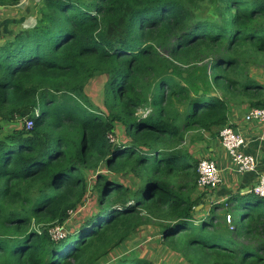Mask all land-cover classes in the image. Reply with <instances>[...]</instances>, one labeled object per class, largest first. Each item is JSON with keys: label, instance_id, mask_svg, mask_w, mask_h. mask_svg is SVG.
<instances>
[{"label": "trees", "instance_id": "obj_1", "mask_svg": "<svg viewBox=\"0 0 264 264\" xmlns=\"http://www.w3.org/2000/svg\"><path fill=\"white\" fill-rule=\"evenodd\" d=\"M37 11L31 28L30 11L0 21V264H153L110 254L154 222L190 264H264V198L209 202L192 150L236 128L242 103L264 108L243 66L264 56V0H43ZM100 76L105 111L86 94ZM89 191L97 212L68 229Z\"/></svg>", "mask_w": 264, "mask_h": 264}, {"label": "rangeland", "instance_id": "obj_2", "mask_svg": "<svg viewBox=\"0 0 264 264\" xmlns=\"http://www.w3.org/2000/svg\"><path fill=\"white\" fill-rule=\"evenodd\" d=\"M26 6L21 7V9H7L4 6V9H2L3 13L2 17H4V20L10 19V18H17L22 17V15H25L28 12V9L32 7V9L37 12V9H39V5L43 3V0H24V4L28 3ZM29 18V17H28ZM3 35V34H2ZM0 35V39L3 38V42L7 41L4 36ZM243 66L245 68L246 73L249 74V76L256 81H259L264 86V56L261 55V58L252 59L250 57H247L243 61ZM106 81L105 76H100L94 78L92 82L88 84L86 87V94L90 97L92 102L100 107L103 111H105L103 101V86ZM217 94H224L222 91H217ZM234 105H237V100H233L231 102ZM241 107H238V111L232 113V116L237 113L240 116H243L248 112L249 106L247 103H242ZM240 110V111H239ZM234 111V110H233ZM144 111H141L140 113H143ZM147 114V112L144 114V116ZM22 123H20V126ZM15 126V125H14ZM117 139L122 142H128L130 139L126 137L125 132L123 129L119 130L117 133ZM206 138V136H205ZM213 140V139H212ZM211 139H206V141H200L196 144H194V147H192L193 151H198L197 155H199V158H207L208 152L207 149L212 143ZM104 170L105 167L101 166L99 170ZM90 185H94L96 181V175L94 173H88L87 174ZM121 181L125 183V185H128L131 189H137V185L133 180V176L130 174H122L121 175ZM205 193L206 191L199 190L198 193ZM213 192V191H212ZM216 192V191H214ZM211 193V192H208ZM215 194H212L209 196V202L217 203V204H223L224 202H219L218 198L214 197ZM100 195L96 191H89L84 203L75 211L73 216L68 219L66 226L68 229L73 230L75 228H78L80 225V222L86 217L91 216L94 213L97 212V204L99 202ZM198 209H202V206H199ZM229 214V213H228ZM227 214V215H228ZM231 214V213H230ZM227 217V216H226ZM242 218V217H241ZM240 218V219H241ZM239 219V220H240ZM154 222V221H152ZM125 254H135L139 256L140 258H144L146 260L151 261L153 264H190L184 256L180 252H177L170 248L169 245L163 242V238L161 235L160 227L159 225L154 223H146L142 225L139 230L126 242H124L122 245L117 247L113 250V252L110 254V258L114 259V257L119 255H125Z\"/></svg>", "mask_w": 264, "mask_h": 264}, {"label": "crops", "instance_id": "obj_3", "mask_svg": "<svg viewBox=\"0 0 264 264\" xmlns=\"http://www.w3.org/2000/svg\"><path fill=\"white\" fill-rule=\"evenodd\" d=\"M23 3L24 2L15 6L7 7V9L12 8L17 10L18 8L21 9V7L29 4V2L24 5ZM2 11L3 10L0 9V21L4 20V17H2L4 11ZM28 11H30V15L29 18L27 17L22 22L23 28H31L37 24V17L39 15L38 11L35 12L32 7H30ZM246 114L243 116H240L237 113H235L234 116L231 115V124L234 125L236 127L235 129L246 138L243 150L246 153L257 157L258 166L256 171L247 173H239L236 171L219 138L213 139L211 145L207 149V158L216 161L221 168L223 180L222 185L217 189L212 190L216 191L214 192V197L218 198L219 202L227 203L229 199L244 195L257 183L259 177L264 175V123L258 121L247 122L245 121ZM232 205H234V203H232Z\"/></svg>", "mask_w": 264, "mask_h": 264}, {"label": "built area", "instance_id": "obj_4", "mask_svg": "<svg viewBox=\"0 0 264 264\" xmlns=\"http://www.w3.org/2000/svg\"><path fill=\"white\" fill-rule=\"evenodd\" d=\"M24 2L21 1L20 4ZM245 121H258L264 123V108H252L246 116ZM33 121L27 122V128L31 129ZM221 144L230 158L233 167L239 173L254 172L257 170L258 159L256 156L246 153L243 147L246 143V138L231 126L224 127L220 132ZM198 188L202 191H212L222 185L221 168L218 163L213 159L203 158L200 160L198 167ZM256 196L264 198V175H261L257 183L247 191ZM235 218H232L231 214L227 215V223H232ZM53 233L59 235L63 232V228H57L52 230Z\"/></svg>", "mask_w": 264, "mask_h": 264}, {"label": "water", "instance_id": "obj_5", "mask_svg": "<svg viewBox=\"0 0 264 264\" xmlns=\"http://www.w3.org/2000/svg\"><path fill=\"white\" fill-rule=\"evenodd\" d=\"M0 9H3V6H0Z\"/></svg>", "mask_w": 264, "mask_h": 264}]
</instances>
